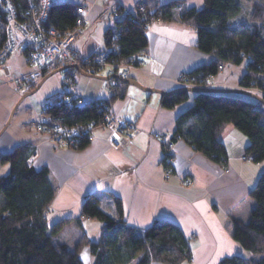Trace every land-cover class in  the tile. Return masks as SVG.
<instances>
[{
    "label": "crops",
    "instance_id": "crops-1",
    "mask_svg": "<svg viewBox=\"0 0 264 264\" xmlns=\"http://www.w3.org/2000/svg\"><path fill=\"white\" fill-rule=\"evenodd\" d=\"M139 1L51 0V3L68 2L84 8V23L71 46L79 54L88 55L106 47L105 32L114 28V20L107 13L113 6L120 9L121 17L134 13ZM182 1L186 7L203 5V0ZM235 18L232 23H237ZM146 35L145 50L153 60H144L141 69L131 72L129 77L144 88L169 92L182 87L176 82L180 74L213 59L195 48L196 30L181 22L153 21ZM6 63L9 74L0 73V154L26 144L36 152L31 166L37 170L48 168L56 191L44 214L47 232L55 243H64L71 249L80 244L84 264H91L84 241L99 238L101 223L81 215L82 202L86 195L93 194L101 209L113 217V201L107 194L110 192L121 200L123 219L130 226L145 229L156 220L176 224L189 239L192 251V259L182 264H218L222 258L233 255L250 257L231 237L232 219L249 220L255 204L249 193L264 171V160L241 159L249 144L241 131L227 124L219 134L227 152L225 165L193 150L183 140L174 142L172 173L164 179L159 137L170 140L176 117L193 104L192 94L185 102L166 109L161 106L159 92L118 81L121 84L113 110L133 125L130 138L111 145L109 132L95 126L85 147H56L34 125L45 101L63 91L101 99L106 96L109 80L80 75L74 78L77 81L74 87L64 85L63 78L54 74L41 80L38 89L16 107L24 94L15 93V84L29 76L32 67L21 53H13ZM244 72V64L225 63L207 79L208 88L241 89L239 81ZM8 171L9 165L0 163V176ZM129 264H136V259Z\"/></svg>",
    "mask_w": 264,
    "mask_h": 264
},
{
    "label": "trees",
    "instance_id": "trees-1",
    "mask_svg": "<svg viewBox=\"0 0 264 264\" xmlns=\"http://www.w3.org/2000/svg\"><path fill=\"white\" fill-rule=\"evenodd\" d=\"M239 1L203 0L201 7H186L182 0L165 3L141 0L134 13H125L114 20V28L105 32V46L115 41L118 58H129L147 47L146 34L153 21H178L196 30L195 48L213 58L184 73L187 81L201 85L225 63L244 64L239 87L264 99V6L255 5L249 21L233 25L231 19L241 11ZM141 6L143 10H139ZM77 7L68 2L51 3L45 27L54 29L59 36L70 33L76 27ZM8 26L9 19L0 3V48ZM115 31H118L116 38ZM120 84L114 87V100ZM190 94L193 104L176 117L170 141L183 140L193 150L225 165L227 152L219 134L231 124L248 138L245 151L252 161L264 160V105L260 101L232 92L178 91L161 95V106L171 109L188 100ZM44 114L67 128L98 125L104 117L94 102L73 108L59 102L46 108ZM88 143L86 136H80L70 148L81 149ZM32 153L24 144L0 154V163L9 165L8 173L0 176V264H84L80 244L71 249L64 243H55L47 232L44 212L56 190L47 167L37 170L28 163ZM161 163L172 170V163L167 164L165 157ZM107 194L113 201V217L101 209L93 194L86 195L81 206L82 216L101 223L99 238L84 241L91 264H129L135 259L136 264L152 261L182 264L192 259L189 239L176 224L156 220L145 229L130 226L123 219L121 200L110 192ZM249 196L255 202L250 218L246 222L232 219L231 237L250 257L228 256L218 264H264V171Z\"/></svg>",
    "mask_w": 264,
    "mask_h": 264
},
{
    "label": "built area",
    "instance_id": "built-area-1",
    "mask_svg": "<svg viewBox=\"0 0 264 264\" xmlns=\"http://www.w3.org/2000/svg\"><path fill=\"white\" fill-rule=\"evenodd\" d=\"M9 19V26L5 32V40L0 48V73L9 74V67L6 60L13 53H21L26 63L32 67V71L25 79L16 82L15 93H25L29 91L42 78L55 72L57 69L62 70L63 84H70V80L76 75L73 66L83 67L88 72H97L106 68L109 74H116L124 78L130 77L131 72L140 70L144 60L152 61L153 57L145 49L139 51L134 57L123 61L118 58V51L115 41L109 47H104L88 55H81L72 49L71 43L77 35L78 28L73 29L70 33L59 36L52 28L44 25L51 0H0ZM143 10V6L139 8ZM76 12L82 15L84 9L78 6ZM108 18L115 20L120 17L117 7H113L107 13ZM18 31L14 33L10 24ZM78 25L82 20L77 21ZM146 27V26H145ZM114 38L118 36V31L114 32ZM222 66H219V69ZM211 77L208 76L207 79ZM186 75L180 74L176 82L182 87H210L206 81L204 84L196 85L186 80ZM116 79L111 80L110 86L106 89V96L101 99L84 97L75 91H63L53 94L43 104L42 110L36 118L35 128L37 131L48 135L49 141L56 147L70 148L80 136H86L90 141L92 130L95 126H102L108 132V140L111 145L118 144L130 138L129 132L133 130V125L126 119L119 117L113 110V97L115 96L114 87L117 85ZM53 98V99H52ZM63 102L67 107L73 108L78 106H87L91 103L98 104L104 112L103 121L98 125L89 123L85 126L67 128L58 122L50 121L44 114L46 108L53 104ZM163 143V158L167 164L172 163V150L174 143L170 140ZM170 154V156H168ZM36 157V152L28 158L31 165ZM241 159L246 162L252 161L250 154H242ZM163 166V177L168 179L172 170Z\"/></svg>",
    "mask_w": 264,
    "mask_h": 264
},
{
    "label": "water",
    "instance_id": "water-1",
    "mask_svg": "<svg viewBox=\"0 0 264 264\" xmlns=\"http://www.w3.org/2000/svg\"><path fill=\"white\" fill-rule=\"evenodd\" d=\"M72 68H74L79 74L81 75H85V76H89V77H93V78H97V79H101V80H109L111 77H113L114 79L118 80L119 82L121 83H125V84H131V85H134V86H137L139 88H143V89H146V90H154V91H157L159 92L161 95H171V94H174L178 91H186V92H199V91H211V92H232V93H240V94H244V95H247L249 97H253L255 99H257L258 101H260L263 105H264V99L260 96H258L257 94L249 91V90H245V89H229V90H223V89H213V88H200V87H179V88H176L172 91H169V92H162L160 90H157V89H149V88H144L143 86H141L138 82L134 81L133 79H130V78H124L122 76H119V75H112V76H107V77H100V76H97L95 74H92V73H88L86 71H83L82 69H80L78 66H73ZM54 73L52 74H49L47 75L45 78L51 76V75H54ZM43 79V80H44ZM42 80V81H43ZM41 82L38 83V85H36L32 90H30L29 92H26L20 99L19 101L17 102L16 104V107L17 105L26 97L32 95L37 89L38 87L40 86ZM15 107V108H16ZM13 112V111H12Z\"/></svg>",
    "mask_w": 264,
    "mask_h": 264
},
{
    "label": "rangeland",
    "instance_id": "rangeland-1",
    "mask_svg": "<svg viewBox=\"0 0 264 264\" xmlns=\"http://www.w3.org/2000/svg\"><path fill=\"white\" fill-rule=\"evenodd\" d=\"M240 2V4H241V11H240V13L236 16V18H235V22H237V23H233V25H235V24H239V23H244V22H247V21H249V19H250V14H251V12H252V10H253V8H254V6L255 5H261V6H264V0H240L239 1ZM50 7V6H49ZM113 7H116V6H113ZM84 9V8H83ZM118 9V8H117ZM112 10V9H111ZM110 10V11H111ZM118 11H119V9H118ZM77 13V12H76ZM120 13V12H119ZM78 14V13H77ZM84 15V12H83V14L82 15H79L78 14V17H77V20H76V27L75 28H78V30H77V33L79 32V28L81 27V25L84 23V17L85 16H83ZM82 20V24L81 25H78L77 24V21L78 20ZM110 19V18H109ZM116 20V19H115ZM149 27V26H148ZM10 28L12 29V31L14 32V33H17L18 34V31L14 28V26L12 25V23L10 24ZM74 28V29H75ZM58 34V33H57ZM72 47V46H71ZM107 47V46H106ZM73 49V48H72ZM74 50V49H73ZM138 53V52H137ZM136 53V54H137ZM135 54V55H136ZM135 55H133V56H131V57H134ZM131 57H129V58H121V59H123V61H127V59H130ZM80 69H82L83 71H85V68H81V67H79ZM62 70H60V69H57L56 71H55V75H58L59 77H62L63 78V75H64V73L63 72H61ZM75 72H76V75L74 76V78L76 79L77 77H79L81 74H79L76 70H75ZM87 72V71H86ZM52 73H54V72H51V74ZM88 73H91V72H88ZM96 73H98V75L100 76V77H105V76H107V75H109V76H112L113 74H109L108 73V70L106 69V68H104V69H101V70H99V71H97V72H95V73H92V74H96ZM28 77V76H27ZM26 77V78H27ZM46 77V76H45ZM71 79L70 80V84H69V86H76L77 85V81L75 82V79ZM127 78H129V77H127ZM44 78H42L41 80H43ZM111 80H114V78L113 77H111L110 79H109V81H108V86H110V82H111ZM118 81V80H117ZM40 82V81H39ZM38 84V83H37ZM37 84H35L30 90H32ZM107 86V87H108ZM77 87V86H76ZM187 87H189V86H187ZM200 88H206V87H200ZM29 90V91H30ZM29 91H27V92H29ZM26 93V92H25ZM25 93H21V94H25ZM46 102V101H45ZM39 115V114H38ZM37 115V116H38ZM163 150V149H162ZM245 154H248L247 152H245ZM0 174H2V173H0ZM164 178V177H163ZM97 222H98V220H96ZM99 223V222H98Z\"/></svg>",
    "mask_w": 264,
    "mask_h": 264
}]
</instances>
